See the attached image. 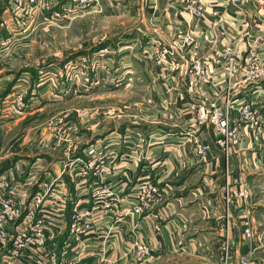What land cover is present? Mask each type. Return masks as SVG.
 I'll use <instances>...</instances> for the list:
<instances>
[{"label":"crops","instance_id":"crops-1","mask_svg":"<svg viewBox=\"0 0 264 264\" xmlns=\"http://www.w3.org/2000/svg\"><path fill=\"white\" fill-rule=\"evenodd\" d=\"M163 1L148 0L147 15L143 19L146 26L144 29L143 26L136 28L138 33L150 36L147 43L155 38L172 46L175 40L182 44L186 36H193L198 57L207 64L211 72L210 81L203 85L208 98L219 104H223L229 94L235 103L248 98L264 112V81L259 83L261 92L255 90L256 86L245 83L242 73H238L232 83H229L226 61L220 55V51L227 45L245 54L246 44H252L264 58V0L260 3L242 0L241 4L232 3V0H201L204 17L194 20L190 12L191 1L165 0L162 6ZM6 13L7 11L3 13L1 20L5 21L10 32H14L16 26L7 19ZM2 31L4 29H0V36ZM258 37L261 39L256 42ZM135 38L129 37L131 40ZM136 41L132 44L133 50L139 48V38ZM190 55L193 56L191 49L186 46L184 52L169 59L172 65L168 67L156 65L150 56H140L139 60L143 61L144 58L146 66L152 68L150 72L146 69L148 72L144 76L151 83L149 96L154 106L139 109L142 103L131 101L129 107L123 110L118 107L121 105L119 103H124L121 98L117 102L103 104L102 106L114 107H104L97 117L94 116L81 126L82 130H87L84 134L90 140H74L77 157L84 156L88 146L98 140L111 142L109 156L116 160L107 176L108 182L117 187L122 186L125 193L134 195L131 183H126L128 173L134 181L142 174H150L155 182L169 189L168 194L144 218H130L121 226L120 233L124 238L110 247V261L105 264H158L171 256L184 259L185 264H221L220 248L227 232L231 243L232 264H239L244 255L252 256L259 264H264V138L255 136L242 126L241 144L227 155L216 146L212 133L207 128L193 129L195 116L187 106L197 98V92L189 88L184 75ZM244 56L246 54L243 58ZM122 75L119 78L125 83H133L138 79L134 71ZM23 78L25 77H21V80ZM1 89L0 87V92ZM14 90L15 87L12 88ZM13 94L9 93L4 100L0 98V102L2 100V103L12 104L14 99L10 97ZM26 99L30 101L33 98L27 96ZM10 108L0 106V124H6L12 119L19 121L11 115ZM33 108L32 105L28 106L27 110H31L29 115L44 110L42 107L37 110ZM67 123L71 125L72 122ZM80 138L84 140V137ZM51 139L46 123L41 130L34 131L29 140L25 137L23 142H37L35 147L40 152L17 154L20 158L2 162L0 169L9 167L0 173V180L6 182V178L13 176L23 182L33 172L40 181L61 177L70 188L73 187L71 175L74 172L63 171L67 156L63 150H55L49 145ZM192 139L209 146V151L204 155H197ZM22 157L33 160L21 159ZM137 157L140 158L139 165L134 168L132 162ZM251 183H258L262 189L261 199L256 202L250 188ZM231 184L237 185V188H248L252 194L251 203L241 205L230 201L227 206L225 188ZM247 221L251 222L253 237L245 240L242 234L243 225ZM138 223L140 225L136 233L151 250L150 257L144 263L136 262L134 256L123 257L129 249L126 241L134 239L131 230ZM54 242L57 249H61L65 237ZM3 252L0 245V254ZM2 263L0 259V264ZM82 263L99 264V259L90 253Z\"/></svg>","mask_w":264,"mask_h":264},{"label":"built area","instance_id":"built-area-1","mask_svg":"<svg viewBox=\"0 0 264 264\" xmlns=\"http://www.w3.org/2000/svg\"><path fill=\"white\" fill-rule=\"evenodd\" d=\"M14 1L23 4V0ZM35 1L30 0L31 3ZM189 1L192 3V20L204 17L201 0ZM253 1L260 3L263 0ZM242 2L232 0V3ZM260 39L258 37L255 40L259 42ZM150 45V54L156 56V64L162 67L172 65L169 59L184 52L186 46L190 47L193 56L190 55V62H186L184 75L189 88L197 92V98L188 104L187 109L195 116L197 130L203 126L213 130L216 144L222 151L228 155L231 149L241 144L242 126L255 136L264 138V112L255 102L244 98L235 103L230 94L223 104L208 98L203 85L210 81L211 72L207 64L199 59L193 36H186L182 44L175 40L169 48L164 47L161 41ZM105 51L100 50L99 53L103 55ZM245 54L230 45L220 51L226 61L228 81L232 83L235 76L242 73L243 81L252 87L256 86L255 90L261 92L259 83L264 81V58L252 44H246ZM114 81L122 83L120 78ZM25 82L24 78L19 80L20 84ZM32 94L35 95V91ZM31 101L37 102L34 98ZM31 101L26 102L23 95L16 96L10 106L11 115L14 118L25 116L28 106L33 105ZM85 114L79 116L84 117ZM70 127L66 115L54 117L47 123L52 138L49 145L55 150H63L67 156L63 171L74 172L71 175L73 187L70 188L61 177L40 181L33 172L23 182L13 176L6 178V182L0 180V245L4 250L0 254L2 264H84L83 259L90 253L98 257L99 264H105L110 261V247L124 238L120 233L121 226L130 218H144L168 194V187H162L147 173L135 181L129 173L126 176V183H131L133 196L125 193L122 186L109 183L107 176L116 160L109 156L111 142L98 140L88 146L84 156L77 157L76 142L70 135ZM193 142L197 155L209 151V146L199 140ZM139 161L137 157L132 162L134 168L139 165ZM225 199L227 206L233 199L241 205H248L252 201V194L245 187L234 189L227 186ZM139 225L133 226L131 235L134 239L126 241L129 249L123 257L134 256L136 262L144 263L150 257L151 250L136 233ZM242 236L245 240L253 237L250 221L243 225ZM61 237H65V243L61 249H57L54 241ZM239 262L259 264L255 258L246 255ZM221 264H232L228 232L221 245Z\"/></svg>","mask_w":264,"mask_h":264},{"label":"rangeland","instance_id":"rangeland-1","mask_svg":"<svg viewBox=\"0 0 264 264\" xmlns=\"http://www.w3.org/2000/svg\"><path fill=\"white\" fill-rule=\"evenodd\" d=\"M35 2L23 0L20 5L14 0H0V29H4L0 36V98L4 100L9 93H14L10 99L19 95L25 98L32 96L37 100L35 103L30 100L33 109H44L33 115H29L31 110H28L25 116L18 118L19 121L12 119L0 124V164L8 159L20 158L17 154L40 152L35 147L37 142H23V139L26 137L29 140L34 131L41 130L54 117L66 115L67 121L72 122L71 137L77 142H87L90 137L84 134L87 130H82L81 126L97 117L104 107H114L103 104L114 103L121 98L124 103H119L118 107L123 110L129 107L131 101L142 103L139 109L154 106L149 96L151 83L144 76L152 68L146 66L144 58L143 61L139 58L150 56L156 64V56L150 54V44L161 40L153 38L147 43L150 36L136 30L139 26L143 29L146 26L143 19L147 15L148 0ZM164 3L165 0L162 6ZM5 11L7 19L16 26L14 32H10L5 21L1 20ZM129 37L136 38L131 40ZM137 38L140 40L139 48L133 50L132 44L137 42ZM100 50L107 51L102 55ZM128 71L138 75L135 82L118 84L114 81ZM21 77H25L23 84L18 83ZM108 95L111 97L107 98ZM2 100L0 106H11V103H2ZM85 112L84 117L79 116ZM207 130L212 133L216 144L213 130ZM30 144L33 146L30 147ZM235 186L231 184L230 188H239ZM251 186L256 202L261 199L262 189L258 183H251ZM158 264H185V260L171 256Z\"/></svg>","mask_w":264,"mask_h":264},{"label":"trees","instance_id":"trees-1","mask_svg":"<svg viewBox=\"0 0 264 264\" xmlns=\"http://www.w3.org/2000/svg\"><path fill=\"white\" fill-rule=\"evenodd\" d=\"M8 167H9V166H8ZM8 167H2V168L0 169V173H2V172H4L5 170H7Z\"/></svg>","mask_w":264,"mask_h":264}]
</instances>
